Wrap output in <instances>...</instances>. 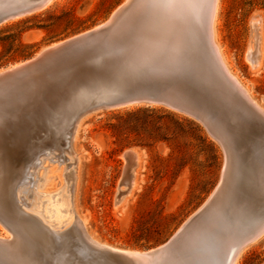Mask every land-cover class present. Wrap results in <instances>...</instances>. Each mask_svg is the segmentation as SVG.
<instances>
[{"label": "water", "instance_id": "water-1", "mask_svg": "<svg viewBox=\"0 0 264 264\" xmlns=\"http://www.w3.org/2000/svg\"><path fill=\"white\" fill-rule=\"evenodd\" d=\"M159 1L126 0L105 24L0 69V120L8 123L0 132V162L21 170L34 148L30 131L55 124L63 154L82 119L98 111L139 105L186 114L223 147L222 180L179 232L147 251L145 260L233 264L237 253L264 232V112L233 79L218 52L213 35L217 0H200L185 23L180 21L188 15L180 6L184 1ZM50 2L0 0V26L41 12ZM124 158L119 188L127 191L136 156L129 151ZM21 175L20 187L27 183ZM22 214L19 203L0 198V223L9 233L0 236V264H66L56 257L55 240ZM246 215L259 223H238ZM225 222L235 226L226 229ZM217 225L237 235L218 237ZM107 252L127 264H142Z\"/></svg>", "mask_w": 264, "mask_h": 264}, {"label": "rangeland", "instance_id": "rangeland-1", "mask_svg": "<svg viewBox=\"0 0 264 264\" xmlns=\"http://www.w3.org/2000/svg\"><path fill=\"white\" fill-rule=\"evenodd\" d=\"M125 1L52 0L41 12L1 25L0 33L25 20H32L28 26L46 29L26 30L21 42L33 46L29 50L30 56L14 60L4 57L0 69L105 24ZM258 18L261 56L259 67L253 70L247 61V53L253 45L252 22ZM215 41L231 72L264 110V0H220ZM7 125V121L0 120V130ZM30 132L34 148L28 146L31 149L21 165L27 166L37 160L38 155L54 153L59 156L58 159H45L35 174L49 178L48 182H42L40 185H44L39 189L28 187L34 194L33 199L40 198L36 213H41L48 224L58 225L52 208L56 207L55 198L50 203L49 196L56 195L64 185L66 165L70 163L65 164L62 160L60 128L55 124ZM128 151L138 156L136 184L117 205L118 188L126 167L124 154ZM71 153L76 174L77 219H74L83 221V230L90 241L117 251L137 253L158 249L171 240L215 191L226 164L223 147L202 123L186 114L157 106L136 105L89 114L79 124ZM22 175L26 176L25 173ZM0 198L7 200L4 195ZM34 207L32 204L31 209ZM62 213L61 222L66 220ZM241 218L237 219L238 223L243 224L244 220L250 226L259 223V218L247 215V219L243 217L242 221ZM74 219L69 224L76 223ZM220 227L214 226L217 236H228ZM233 231L230 230L228 237L237 235ZM7 235L0 223V236ZM237 264H264V234L242 250Z\"/></svg>", "mask_w": 264, "mask_h": 264}, {"label": "bare ground", "instance_id": "bare-ground-1", "mask_svg": "<svg viewBox=\"0 0 264 264\" xmlns=\"http://www.w3.org/2000/svg\"><path fill=\"white\" fill-rule=\"evenodd\" d=\"M52 1V0H51ZM184 1L183 4H181V9H186V13L188 15H181V23H185L184 19H188L187 17L189 16L190 12L194 10L195 7H197L200 3V0H182ZM158 2H160L158 0ZM219 2L220 0H217V5H216V10H215V15L213 19V35H214V41H215V24L217 23V18H218V11H219ZM183 10V12H184ZM188 10V11H187ZM260 20L255 19L252 22V46L249 48V51L247 53V61L250 63L251 69H257L260 65V56H261V47H260ZM262 34V33H261ZM215 44L217 46L218 52L225 64V67L233 77V79L243 88L247 96L250 98V100L258 107L260 108L257 103L251 98L249 92L247 89L241 84L239 79L231 72L230 70V65L227 64L226 58H224V54L222 53L218 43L215 41ZM255 56L256 60L253 61L251 58ZM136 105L129 106L130 107H135ZM261 109V108H260ZM263 112L264 110L261 109ZM3 124V123H2ZM5 124V123H4ZM79 127V125H78ZM77 127V129H78ZM1 132V130H0ZM77 133V130H76ZM76 133L74 135L73 141L75 139ZM72 148V146H71ZM71 148L61 154L63 156V163L67 164V162H70L69 164L66 165L67 171L65 173V183L62 186L60 190L57 191L56 195H50L49 200L50 203H52V198H55V206H52L54 209V214L57 216L56 221L58 222V225L54 224L51 225L50 223L48 224L45 222L42 217L41 213L38 214L36 213V207H38L39 200L40 199L38 196L33 199V193L30 192V188H36L39 189L41 188L44 184H46L49 180V178H42L36 176L35 174L37 173L38 169L41 168L42 163L45 159H52V158H59V156L52 154L51 153L49 156H42L38 155L37 160H33L31 163H28L26 165H21L19 166V171L14 170L13 166L5 163V162H0V197L2 195L5 196L6 201L10 202L15 205V203H19V211H21L23 214V219L26 220L27 223H34L39 226L41 229L42 233L46 235L48 238H53L55 242L58 244L57 247L59 248V252L56 253V257H60V255L63 257V259L66 260V264H127V262L122 260L121 258H115L112 257V255L107 252H114L117 251L116 249L104 246L99 244L96 241H93L89 239V237L85 234L83 227L84 223L83 221L76 222L77 219V214L75 212V182H76V174L74 172L73 166V161L70 157L71 153ZM57 152V151H56ZM129 152V151H128ZM131 152V151H130ZM136 156L133 168H132V186L129 190L125 191L124 189L118 188V193L116 197V204H120L122 200L129 195L130 191L132 188H134L136 184V176L137 172L135 171L137 163H138V156L135 152H133ZM58 154V152H57ZM44 155V154H43ZM36 156V155H35ZM34 156V157H35ZM75 158V156H74ZM26 160V158H24ZM54 161V160H53ZM59 161V160H58ZM55 162V161H54ZM26 166V167H25ZM70 169V170H69ZM22 171V172H21ZM21 173H25L27 183L25 186H19L18 185V178L20 177ZM23 176V175H22ZM44 183L43 185H40L41 183ZM68 186V187H67ZM41 190V189H40ZM121 192H125L120 198L119 194ZM39 193V192H38ZM51 194V193H50ZM40 195V194H39ZM43 194H41L42 196ZM32 199L30 202L29 199ZM48 199V198H47ZM48 200V202H49ZM30 202V203H29ZM32 204H35V207L31 209ZM51 205V204H50ZM55 207V208H54ZM36 210V211H35ZM49 210V211H48ZM245 210H248V207H245ZM38 212V211H37ZM47 212H50V209H47ZM62 212H64V217H66V220L61 222V217ZM62 213V214H61ZM33 218V219H32ZM75 218V219H74ZM243 218V216H242ZM241 218V220H242ZM46 219V218H45ZM51 219V218H50ZM49 219V220H50ZM75 220L76 223L69 224L72 220ZM255 220V219H254ZM243 221V220H242ZM240 221V222H242ZM251 221V220H250ZM249 221V222H250ZM68 224H65V223ZM253 222V221H252ZM254 223V222H253ZM258 223V222H257ZM257 223H254L255 225ZM57 226V227H56ZM226 229L231 226H234V224L230 222H225ZM252 227V226H251ZM230 232V231H229ZM8 233V232H7ZM230 234V233H229ZM260 234L258 237L253 239L249 244L244 246L235 256L233 260V264H237L238 258L244 248H246L248 245L251 243L255 242L258 240L262 235ZM220 235V234H219ZM2 237H9V233L7 236H2ZM119 253L125 254L129 258H136L139 259L142 264H149L147 260H145L148 252H143V253H137V252H127L123 250L117 251Z\"/></svg>", "mask_w": 264, "mask_h": 264}, {"label": "trees", "instance_id": "trees-1", "mask_svg": "<svg viewBox=\"0 0 264 264\" xmlns=\"http://www.w3.org/2000/svg\"><path fill=\"white\" fill-rule=\"evenodd\" d=\"M32 20H25L18 23L15 26L9 27L0 33V44L3 47V52L0 53V61L4 57H9L10 60H14L17 57L27 58L30 56L29 50L33 46H26L21 42V36L26 30L33 29L35 27L46 29L44 26H28ZM8 61V60H7ZM206 141V140H204ZM213 148V147H211Z\"/></svg>", "mask_w": 264, "mask_h": 264}]
</instances>
